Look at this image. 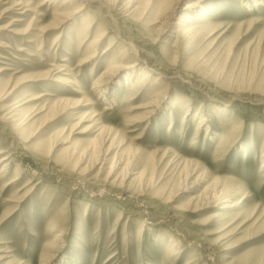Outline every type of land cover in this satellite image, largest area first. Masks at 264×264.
I'll return each instance as SVG.
<instances>
[{"label":"rangeland","instance_id":"rangeland-1","mask_svg":"<svg viewBox=\"0 0 264 264\" xmlns=\"http://www.w3.org/2000/svg\"><path fill=\"white\" fill-rule=\"evenodd\" d=\"M44 1L0 0V264H264V0H67L87 9L47 35L68 7ZM89 17L114 33L87 66ZM119 30L153 77L121 75L102 99ZM57 67L68 84L37 80Z\"/></svg>","mask_w":264,"mask_h":264},{"label":"bare ground","instance_id":"bare-ground-1","mask_svg":"<svg viewBox=\"0 0 264 264\" xmlns=\"http://www.w3.org/2000/svg\"><path fill=\"white\" fill-rule=\"evenodd\" d=\"M71 1H73V0H71ZM98 1H100V3L102 4V5H105V6H107V3L106 2H104V0L103 1H101V0H98ZM254 1H256V0H254ZM59 2V0H45L44 2H42L41 4H39V6L41 7V6H43V5H46L47 3H49V4H53V3H58ZM90 2V1H89ZM9 3V2H8ZM71 2H69V1H67V0H64L63 2H62V5H64L65 7L64 8H67L66 10H64V12H56L53 16H51L50 17V21L46 24V26L44 27V30L42 31L43 32V34L44 35H47V34H49L50 32H52L53 30H60V29H62V31H65V25H66V23L68 22V21H70V19H74L73 17H76V16H78V15H80V14H83V12L85 11V9H87L86 7H84L83 5V7L82 6H78V7H74V8H70V7H72L73 6V2L70 4ZM23 4V3H22ZM36 4V3H35ZM100 4V5H101ZM17 5H21V4H18L17 3ZM38 5V4H37ZM56 5V4H55ZM72 5V6H71ZM77 5V4H76ZM23 6V5H22ZM24 6H26V5H24ZM28 6V5H27ZM58 6V5H57ZM70 6V7H69ZM87 6V5H86ZM102 7V6H101ZM30 6H28L27 8H25V11H22V12H20V14H22V15H26L27 14V12H29L30 11ZM89 9V8H88ZM58 10V9H57ZM109 10V9H108ZM32 11V10H31ZM59 11V10H58ZM109 12H110V10H109ZM38 13V12H37ZM87 14V13H86ZM114 15V14H113ZM41 16H43V19L45 18V17H47L48 18V16L47 15H44V14H42V13H40V17ZM86 16H88V15H86ZM95 16V15H94ZM84 17V16H83ZM97 17V16H96ZM38 18V17H37ZM81 18V17H80ZM87 18V17H86ZM84 20H85V18H83ZM83 19H82V21H83ZM113 19H115V18H113ZM99 20V19H98ZM17 21V20H16ZM18 21H22V19L21 20H18ZM86 22L84 23L85 25H86V31L88 32V34H89V32L91 31V29H92V27L95 29V32H96V34L98 35L96 38H94V40H93V42L91 43V45H90V48L92 47L93 48V50H94V52L93 53H91V55H89V56H87L86 58H84L82 61H81V64L82 65H87L88 66V64H92L97 58H98V49H97V46L100 44V42L102 41V40H105V39H107V38H109V36L111 35V34H113L112 33V31L110 30V28L108 27V25H105V24H102L103 22H104V20H103V22L101 23V21H100V25L98 24L97 25V19H93L92 17H89V19L88 20H85ZM108 21V20H107ZM113 22L115 23V24H113V25H116V27L117 28H119L120 29V26H119V22H117L116 20H113ZM15 23V22H14ZM13 24V23H12ZM37 24H38V22H37ZM83 24V22H82V25H84ZM68 25V24H67ZM84 25V26H85ZM10 28V27H9ZM38 28V27H37ZM36 28V29H37ZM80 28H82L83 29V27H80ZM112 28V27H111ZM30 28L28 27V30H29ZM32 29V28H31ZM113 29V28H112ZM113 30H115V29H113ZM12 31H13V29H12ZM120 31V30H119ZM14 32V31H13ZM26 32V31H25ZM54 32V31H53ZM27 33H29V31H27ZM61 33V32H60ZM72 33V32H71ZM23 34H25V33H23ZM52 34V33H51ZM50 34V35H51ZM122 33H121V31H120V34H119V38H120V35H121ZM20 35V34H19ZM26 35V34H25ZM81 35V34H80ZM87 35V34H86ZM43 36V35H42ZM33 37V36H32ZM46 37V36H45ZM81 38V37H80ZM37 39H38V37H37ZM120 39H122L121 41H122V53H116L115 52V50H117V48L113 51L112 49L113 48H115V47H113L114 45H116L117 46V44H118V41H117V39L116 38H113V40H114V42L104 51V52H102V53H104V57H106L105 55H113V56H116L117 54L118 55H120V58L119 57H114V58H110V59H105L106 61H107V63L106 64H104V65H102V71L103 72H101V74L100 75H98V76H94V78H93V81H92V83L94 84V87H95V89H96V91H98L99 93H100V97L103 99H105V97H107L108 96V94H109V92H110V85L112 84V82H113V80H115L116 78H118L119 76H121V75H123L122 77H124L125 78V81L127 82L128 81V83H130V82H132V79L134 78H132L131 76L132 75H134V72H135V70L136 69H139V68H141V72H140V74L141 75H143V79H142V81H143V83L144 82H147L148 81V79L149 78H151V77H153L152 76V74H151V72L153 71L152 69H150L149 67H147V68H144L143 66H142V55H141V51L138 49V46L136 45V43L131 39V38H125L124 36L122 37L121 36V38ZM32 40V39H31ZM33 41V40H32ZM60 41V38H59V36H58V38L56 39V41H55V43H58ZM90 41V39L89 38H87V36H86V38L83 40V43L84 44H86L87 42H89ZM29 42V41H28ZM31 42V41H30ZM42 42V41H41ZM83 46V45H82ZM119 46V45H118ZM67 47V46H66ZM113 47V48H112ZM121 47V46H120ZM87 48H89V46L87 47ZM88 50V49H87ZM90 50V49H89ZM92 50V51H93ZM91 51V52H92ZM40 54V53H39ZM70 54V53H69ZM86 56V55H85ZM108 56L106 57V58H108ZM110 57V56H109ZM72 58V57H71ZM77 58V57H76ZM104 59V58H103ZM27 60V59H26ZM51 60V59H50ZM43 61V60H42ZM46 61V60H45ZM65 61V60H64ZM144 61V60H143ZM34 62V61H33ZM57 62V61H56ZM59 62V61H58ZM144 64H145V62H144ZM29 65V64H28ZM33 65V64H32ZM56 67V66H55ZM99 67V66H98ZM146 67V66H145ZM17 68V67H16ZM54 68V67H53ZM67 69H68V67H67ZM22 70V69H21ZM64 70H66L65 68L64 69H59L58 67L57 68H55V69H51V70H49L48 72H45V73H43V74H41V75H39V77H38V81H46V79L47 78H54L55 79V81H58V82H60V83H64V84H68L69 83V81H68V79L67 78H64L63 77V75H69V74H63V71ZM129 71L128 73L126 72V71ZM74 71V70H73ZM87 71V70H86ZM134 71V72H133ZM92 72V71H91ZM86 73V72H85ZM124 73V74H123ZM136 74H137V72H135ZM157 73V72H156ZM70 75H72V73L70 74ZM139 75V74H138ZM35 76V75H34ZM161 76L162 75H160V74H157L156 76H155V82H159V81H161L162 80V78H161ZM25 78V77H24ZM142 78V77H141ZM22 79V78H21ZM30 79V78H29ZM33 79V78H32ZM54 79H51V80H54ZM138 79V78H137ZM135 81V80H134ZM71 83V82H70ZM142 83V84H143ZM139 84V83H138ZM141 84V85H142ZM145 84V83H144ZM143 84V85H144ZM156 84V83H155ZM131 85V84H130ZM93 86V85H92ZM140 85H138V87H139ZM134 88H137V84H135L134 86H133ZM133 87H131L132 89H134ZM143 87V86H142ZM68 88V87H67ZM130 88V89H131ZM140 88H141V86H140ZM73 89V88H72ZM94 89V90H95ZM8 92H10V93H12V89H11V91L9 90ZM7 92V93H8ZM64 92V91H63ZM79 92V91H78ZM112 92V91H111ZM134 92H136L135 90H133L132 91V93H134ZM65 93V92H64ZM67 93V92H66ZM78 94H82V92L80 93H78ZM83 95V94H82ZM110 95H112V94H110ZM129 95V94H128ZM134 97H132L131 99H132V101L139 95V93L137 92V93H134V94H132ZM144 95V94H143ZM147 95V94H146ZM84 96V95H83ZM81 97V96H80ZM123 97V96H122ZM129 97V96H128ZM147 97V96H146ZM41 98V97H40ZM130 98V97H129ZM145 99V98H144ZM59 100V99H58ZM106 100H107V98H106ZM160 101V99H159V97H158V99H154L153 101H151V102H149L148 104H145V108H141V107H143V106H139V107H137V108H133V109H131V111H133V110H137V109H146V108H150V107H156V106H158V104L160 103L159 102ZM59 102L60 103H63V107H62V110H63V112H68V111H70L71 109H78L79 107H82V106H84V107H92L93 106V103L91 102V99H89L88 97H84V99L83 100H70V99H60L59 100ZM106 102V101H105ZM112 103H116L114 100H112ZM54 105H56V103L54 104ZM54 105H53V107H49V108H51V109H53V111H54V113L56 112V110H54ZM115 105V104H114ZM57 106H58V104H57ZM62 106V105H61ZM56 107V106H55ZM57 108V107H56ZM57 109H59V107L57 108ZM107 109H112L111 107H108ZM60 110V109H59ZM52 111V110H51ZM52 111V112H53ZM153 110H150L149 111V116H151V115H153ZM63 114V113H62ZM47 115V114H46ZM148 116V117H149ZM45 117H47V116H45ZM98 117V114H96L95 112H93L92 113V116H91V121H93L95 124H97V125H99L98 123H100V122H98L97 121V118ZM201 117V116H200ZM106 119V118H105ZM130 121V120H129ZM98 122V123H97ZM203 122H207V119H204V120H202L201 121V123H203ZM200 123V122H199ZM102 124V123H101ZM100 124V125H101ZM130 125V124H129ZM138 125V124H137ZM133 126V125H132ZM94 127V126H93ZM213 127V126H212ZM107 129V126L105 125H101V127L99 128V131H100V133H103V132H105V130ZM98 130V129H97ZM210 131V130H209ZM110 133V134H109ZM111 134H113L112 133V130L111 131H108V132H106V141L108 140V141H112V144H114V137H112V135ZM103 135V134H102ZM223 138H222V140H221V142H224V138H226L227 136H222ZM233 137V136H232ZM114 138V139H113ZM225 140H227V139H225ZM9 143V142H8ZM1 146V145H0ZM111 147V146H110ZM112 148V147H111ZM215 150V149H214ZM5 153V151H3L2 149L0 150V156L1 155H3ZM7 153V152H6ZM89 153V152H88ZM92 153V152H91ZM260 158V157H259ZM9 160H10V158H8V157H3L2 159H0V164H1V161H8L9 162ZM3 164V163H2ZM9 164L10 163H6V165L5 166H3L4 168H6L7 166H9ZM264 167V166H263ZM3 170V169H2ZM37 173V172H36ZM195 173V172H194ZM193 173V174H194ZM2 175V174H1ZM19 180V178H18V176H16L14 179H12L9 183H8V185H11V184H13V183H16L17 181ZM7 181V180H6ZM30 183V182H29ZM28 183V184H29ZM27 184V185H28ZM219 186H221V188L224 190V189H229V188H231L232 186H230V185H227V184H223V185H219ZM8 187H10V186H8ZM28 187V186H27ZM10 189V188H9ZM28 189V188H27ZM24 191V190H23ZM28 194V193H27ZM14 195V194H13ZM15 198V197H14ZM217 198V197H216ZM237 203L236 202H234V201H228V202H226V203H223L222 204V206H221V208L222 209H235L236 207H237ZM59 219V218H58ZM53 222V221H52ZM55 232V231H54ZM60 236H61V234H59ZM58 239V238H57Z\"/></svg>","mask_w":264,"mask_h":264}]
</instances>
